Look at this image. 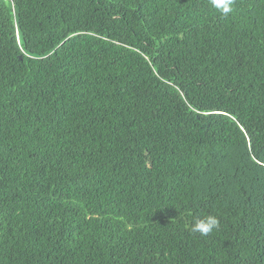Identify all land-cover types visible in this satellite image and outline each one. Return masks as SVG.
Masks as SVG:
<instances>
[{
    "label": "trees",
    "instance_id": "trees-1",
    "mask_svg": "<svg viewBox=\"0 0 264 264\" xmlns=\"http://www.w3.org/2000/svg\"><path fill=\"white\" fill-rule=\"evenodd\" d=\"M232 7L0 0V264H264V0Z\"/></svg>",
    "mask_w": 264,
    "mask_h": 264
},
{
    "label": "clouds",
    "instance_id": "clouds-1",
    "mask_svg": "<svg viewBox=\"0 0 264 264\" xmlns=\"http://www.w3.org/2000/svg\"><path fill=\"white\" fill-rule=\"evenodd\" d=\"M209 3L214 7L221 16L227 17L233 11L234 0H209ZM219 219L215 215H207L203 218H195L191 231L200 233L201 235H209L213 230L218 229Z\"/></svg>",
    "mask_w": 264,
    "mask_h": 264
}]
</instances>
